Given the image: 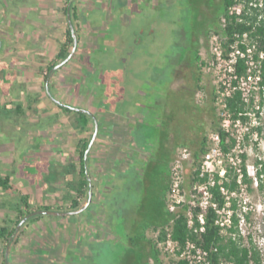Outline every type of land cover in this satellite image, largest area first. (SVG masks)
<instances>
[{"label":"rangeland","instance_id":"1","mask_svg":"<svg viewBox=\"0 0 264 264\" xmlns=\"http://www.w3.org/2000/svg\"><path fill=\"white\" fill-rule=\"evenodd\" d=\"M150 2L154 7L152 18L157 19L159 29L158 40L153 45L155 55H149L148 50H144L147 53L143 54V57H131L127 74L129 77L127 88L132 89L133 94L128 96L130 102L126 105V109L143 113L142 122L136 125V128L134 127L136 131H134L131 142H133V147L140 146L142 150L147 151L146 154L150 153L152 157L149 158L153 161L152 168L155 167L157 172L163 174L168 171V167L171 168L179 149L187 146L195 159L193 164L186 165L185 169V185L186 189H189L194 182L193 171L202 157L201 154L199 158H196L195 151L200 147L204 137H207L206 147L209 146V136L220 122V111L215 103V81L213 76L202 68L200 60L196 65L193 63L185 67L182 77L175 79L172 83H170L172 77L169 74L186 49L189 50L187 52L188 61L192 60L191 43L188 42L192 31L212 28L208 41L200 45V51L206 54L211 44V37L215 33L213 31L220 27L223 0ZM42 7L41 3L35 4V0H0V31L11 23L17 27L31 29L32 26L27 22H30L32 18L40 20ZM24 14L26 18L21 17ZM87 16L89 17L88 23L89 21L93 23L90 14ZM91 35L94 36V42H90L86 48L89 53L83 60L90 62L92 67L98 68V72L114 67L118 86L111 84L108 87L119 88V81L127 78L124 70L119 67L120 63L117 58L105 64L103 68L99 66L101 65L99 56L103 50L100 47L101 41L94 32ZM144 51L138 50L142 53ZM6 52V48L0 47V174L10 175V182L14 188L6 190L0 186V202L4 200L6 207L10 208L18 203L20 195L25 193L29 195L30 206L34 208L39 197L47 199L64 195L68 189L62 184L70 188V185L78 182L79 175L76 173L73 160L60 161L54 156L49 158L50 156L43 150L52 140H45L43 136L36 137L37 129L45 124L43 119L40 121L31 119L34 114L37 119L39 113L34 108L31 112L28 109V104L29 102L32 104L33 97L31 92L25 91L27 82L25 78L28 75L22 78L18 74L20 69L31 72L32 65L26 67L22 59L15 58V56L10 57ZM201 52L200 56L203 55ZM3 73L7 75L6 79L1 78ZM199 74L201 86L197 87L196 76ZM79 76L81 84L87 81V87L94 85L91 81L95 77L87 68L83 67ZM87 87L86 85L80 88L78 86L74 91L78 93L79 90L82 91ZM138 89H141L143 94H137L135 90ZM24 94L27 95L26 100ZM105 104L108 105V103ZM18 105L21 106L20 111L17 110ZM115 108L120 110V105ZM53 119L51 118V121ZM134 155L138 156L137 153ZM139 158L143 160L146 157ZM255 160L251 152L248 156V163ZM144 165L141 164L142 167H145ZM115 181L119 184L116 190L105 191L104 198L99 205L91 206L80 213L69 216L71 219H79L84 213L94 210L95 218L97 217V222H99L96 233L100 236L99 238L103 237L102 239L93 240L85 235L81 239L78 232H75L73 237L77 238L74 242L76 246L69 248L67 244L72 242L69 239L65 248L63 243H56V240H38V237H43V230L33 236L32 245L34 247L31 251L28 248L31 240L28 238H25L27 247L16 250L15 245L11 246L8 263L34 264L31 262L38 259L39 264H137L136 256L140 255L138 239L144 235L147 240H143L141 246L146 264H156L149 240L156 243L164 264H173L177 261L164 252L158 238L159 230L169 224L171 217L168 216L166 206L169 191L165 195L163 185H142L143 179L135 185L122 183L121 185L120 182L123 180ZM74 191L71 187L69 193L74 194ZM252 194L253 200L257 201L264 195V190H255ZM4 196L6 198L2 199ZM84 198L85 196L82 197V201H85ZM15 216L12 211H6L0 207V222L4 219H15ZM62 217L68 216L39 214L31 218L28 223L31 225L38 218L49 221L62 219ZM19 236H22V232ZM131 238L135 240L132 244ZM58 245H62V248H57ZM3 250L4 243L0 241V264L4 258ZM30 252L35 253L36 256ZM138 262L140 263L139 260Z\"/></svg>","mask_w":264,"mask_h":264},{"label":"crops","instance_id":"2","mask_svg":"<svg viewBox=\"0 0 264 264\" xmlns=\"http://www.w3.org/2000/svg\"><path fill=\"white\" fill-rule=\"evenodd\" d=\"M67 1L35 0V4L41 3L43 6L42 11L44 13L42 12L41 14L42 18L40 20L30 19V22L27 23H30L32 26L31 29L17 27L13 23L1 29L0 47L6 48V54L10 57L15 56V58L22 59L26 67L32 65L31 72L20 69L18 74L22 78L24 75H28L25 78L27 81L25 83V91L33 94V105L29 102L28 109L31 112L34 108L39 113L37 119H35V114L32 115L33 117L31 119L33 121L43 119L45 124V126L37 129L36 137L43 136L45 140H52L43 150L50 156L49 158L54 156L55 159L60 161L73 160L76 165V173H80L81 145L84 141L90 139L94 130V123L90 121L84 126L81 122V116L77 112L67 111L48 98L42 91L44 81L43 72L46 69V65L55 60L60 48L66 42V28L68 26ZM150 1L156 3L158 0H76L74 13L77 18L76 26L78 27L80 47L86 49L89 46L88 43L94 39V36L91 35L92 32L101 41L100 47L102 48L109 49L111 46L120 43V33L124 32L125 28L134 19L144 17L153 19L152 10H154V7ZM88 14H90L93 23L91 21L88 23ZM21 17L26 18V15H21ZM84 53L87 55L89 52ZM99 61L102 64L104 63L103 60ZM77 64L75 60L70 61L68 65L58 70L52 78V88L61 97L73 98L72 86L74 79L71 74V68L72 65L77 66ZM6 76L3 73L1 78L4 79ZM99 81L102 84H106L108 78L104 75ZM108 86L107 84L104 86L105 88L99 100L88 102L86 99H75L76 104L90 108L100 119V131L87 158H85V163H87L86 172L89 174L92 185L89 187V193L90 190L92 191V198L90 200L89 197L88 199L85 197V201H82L83 196H80L79 200L84 205L88 204L86 209L99 205L102 198H104L105 191H112L113 167L116 159H118V150L114 135H119L118 131L122 130L118 126H115L113 122L102 120L104 116H113L116 111V109L105 104L108 101V92L111 90ZM24 97L26 100L27 95L24 94ZM20 108L21 106L18 105L17 110ZM51 118L54 119L51 121ZM133 130V127L129 126L124 131L133 133ZM64 185L66 186L64 188L68 189L67 192L64 191V193L66 192L64 195L52 196V198L47 199L39 197L35 206L51 205L53 208L70 207L72 198L76 192L74 191V194H70L69 186L62 184V186ZM94 214V210H89L88 213L81 215L79 219H71L69 217L70 215H66L68 217H62V219H51L49 221L38 218L31 225L28 223L27 226L21 228L22 236L18 243L15 244V249L20 250L23 247H27L25 245V238H28V240H31V245H28L31 251L34 247L32 245L33 236L43 230V237H38V240H56V243H63L62 245L65 248L66 242L70 240L72 242H69L67 246L69 248L76 246L74 242L77 238L74 239L73 237L75 232H78L81 239L83 235L93 240L102 239L103 237L99 238L100 236L96 233L99 222H97L98 218H95L96 215ZM103 236L105 235L103 234ZM62 245H58L57 248H62ZM30 253L35 255V253ZM33 261L31 263L34 264H39L40 262L38 259Z\"/></svg>","mask_w":264,"mask_h":264},{"label":"built area","instance_id":"3","mask_svg":"<svg viewBox=\"0 0 264 264\" xmlns=\"http://www.w3.org/2000/svg\"><path fill=\"white\" fill-rule=\"evenodd\" d=\"M243 3V0H238L229 8V14L240 15ZM226 22L227 17L222 15L220 23L223 25ZM201 54L202 68L215 81V103L220 111L219 129L210 134L209 146L193 171V175L198 171L199 176L206 179L194 180L189 189L185 185V169L195 159L187 146L179 149L170 168L167 209L172 215L165 227V237L159 240V244L176 260L183 259L188 264H213L209 251L200 243L188 237L182 244L173 237L172 230L175 217L184 211L191 231H205L206 213L211 207L217 212L215 222L222 233L233 238L241 236L244 243L252 239L260 252L261 264H264V195L254 201L252 194L255 190H264V46L249 37L248 33L236 34L230 41L221 33H214L206 54ZM240 63L244 67L242 72ZM236 93L240 94L244 107L234 114L229 107V99ZM220 130L228 133V141H233V146L227 151L223 148ZM251 152L256 160L248 163ZM244 162L252 179L251 184L244 180ZM216 175L220 178L217 179ZM233 177L237 186L230 188L224 182H230ZM216 182L224 197L222 205L213 198L212 187ZM198 208L201 210L197 211ZM234 215L238 217L237 225ZM196 220L199 226H196ZM232 227L237 230L231 231ZM221 264L234 262L221 261Z\"/></svg>","mask_w":264,"mask_h":264},{"label":"flooded vegetation","instance_id":"4","mask_svg":"<svg viewBox=\"0 0 264 264\" xmlns=\"http://www.w3.org/2000/svg\"><path fill=\"white\" fill-rule=\"evenodd\" d=\"M69 1H67V17H68V26L66 28V41L68 40V31L70 30L73 36V43L70 44L71 46H69L68 49V53L65 57L60 58L59 57V53L61 51V49L63 48V46L60 48L56 58L54 61H52L51 63H48L46 65V69L43 72L44 75V81H43V92L44 94L50 98L51 100H53L54 102H56L57 104L58 101L63 102L65 104L71 105V106H75V107H81V108H85L88 110V112H83V111H79L76 109H71L65 106H62L64 109H68L67 111H75L77 112L78 115H80V113H86L87 117L89 119V122L92 121L94 123V130L91 134L90 140L95 132L96 129V124L98 122V126L100 129V119L98 118V115L92 111L90 108L87 107H83L81 105L76 104L75 99H86L88 100V102L91 101H96L100 99V95L103 93L104 90V86L107 85H117L116 82L118 81L117 76H115V73L113 71V69H115L114 67L108 69L109 70H105L102 72H98V68L96 71V68L91 66V63L83 60L84 57H86V53L84 52H88L87 49H82L80 47V43H79V34H78V27L76 26V15H74L73 13L75 12V2L76 0H73L72 4H71V21L73 23L74 26V31L78 40L77 43V47L73 53V55L66 60L65 62H63L66 58H68V56L71 54L73 48H74V35L70 26V18L68 15V7H69ZM72 5H74V9H72ZM212 28H208L206 30L203 31H192L190 33V36L188 37V42L191 43V49H192V60L189 62L187 59L188 56V51L186 49V51L183 53V55L181 56V59L179 62H177L174 66H173V70L171 72V81L170 83H172L175 79H180L182 77V73H184L185 71L184 68L187 66H189V64H195L196 65V54L200 51V45L204 44L206 41H208V37L210 34V30ZM158 26H157V19H148L147 17L144 18H140V19H134L132 22H130V24L125 28V31L120 33L121 35V39H120V43L115 44L114 46H111L109 49L103 47L101 50V55L99 56V60H103L104 63L102 64V62H100L101 65H99L101 68H103V66L105 64H109L111 63L112 59L117 58L118 62L120 63L119 67L124 70V74L126 75L127 78L122 79V81H119V88H115V89H111L108 92L107 95V100L106 103H108L109 106H111L112 108L116 109V111L114 112L113 116H108V117H103L102 120L104 121H111L115 124V126H118L119 128H121L122 131L125 130V128L131 126L133 127V133L129 132V131H118L119 135H114L115 140H116V148L118 150V159H116L115 163H114V167H113V175H115V177L113 176V183L111 184V188L112 191L115 189L116 187L119 185L117 183V179L119 180H123L122 182H120V184H125V185H130V184H137L136 180H134V176L136 174H139L141 180L143 179V183L142 185H146L148 186L149 184L155 185V186H161L163 185L164 190H166L169 179H170V168L168 167V171L166 173H161V172H157L155 167L152 168L153 166V161L152 159H150L149 157H152V155L150 153L146 154L144 149L142 150V148L140 146L137 147H133L131 140H133V134L134 131H136V125H138L139 123L142 122L143 120V113L140 111H128L127 108V104H129V100H128V96H131L133 94V90L127 88L129 84H127V80L129 79L128 77V68L130 66V58L131 57H135V58H141L143 57V54L145 55L147 52L144 50H148V54L149 55H155V51L153 49V45L157 42L158 40ZM91 42H94L93 40H91ZM66 43V42H65ZM90 44V42L88 43ZM142 49V51H144V53L142 52H138V50ZM117 52H119V55H117ZM116 53V54H115ZM75 60L77 61V66H73L71 68L72 71V75H73V79H74V83H73V98H66V97H61L60 95H58L52 88L51 85V81L52 78L54 77V75L56 74V72H58V70H60L62 67L68 65L70 63V61ZM63 62V63H62ZM62 63L61 66L56 67L58 64ZM83 63V64H81ZM98 66V67H99ZM56 67V68H55ZM84 67L87 68V70L94 75L93 77H95L94 79H92L91 83H93L95 85L87 87V81L86 83L81 84L79 79H80V70ZM155 70V69H154ZM156 73V71H155ZM157 74V73H156ZM105 75L106 78H108L107 83H100V81L98 82V80ZM104 81V79H103ZM82 85H86V89L84 90H79V92H75V87L77 88L79 86V88ZM127 85V86H126ZM118 86V85H117ZM101 87V89H99ZM100 90V94H98ZM137 94H143V91H141V89L135 90ZM76 93V94H75ZM118 105H120V110H118L117 107ZM123 105V106H122ZM81 116V115H80ZM82 119V118H81ZM82 122V121H81ZM83 123V122H82ZM135 127V128H134ZM100 131V130H99ZM98 131V133H99ZM98 136V135H97ZM97 138V137H96ZM137 148H139V151H137ZM177 148V147H176ZM175 148V150H176ZM174 150V151H175ZM135 153H137V157H135L136 155H134ZM150 154V156H149ZM146 157L145 159L142 160V158L140 159L139 157ZM145 164V167H142L141 164ZM87 165V163H85ZM117 173V175H116ZM115 178V180H114ZM152 179V180H150ZM121 184V185H122ZM140 185V184H139Z\"/></svg>","mask_w":264,"mask_h":264},{"label":"trees","instance_id":"5","mask_svg":"<svg viewBox=\"0 0 264 264\" xmlns=\"http://www.w3.org/2000/svg\"><path fill=\"white\" fill-rule=\"evenodd\" d=\"M243 6H242V12L240 15L229 14V8L233 6L234 4L238 3V0H223V11L222 15L227 17V22L225 24L220 23V27L217 30H214L215 33H221L224 38L227 41L233 40L236 34H244L248 33L249 37L253 39H257L263 46H264V0H243ZM262 2V3H261ZM72 9H74V5H72ZM75 15V13H73ZM261 15V16H260ZM222 17V16H221ZM220 17V22H221ZM73 43V36L71 31H68V40L64 44L63 48L61 49L59 53V57L63 58L67 55L70 44ZM201 56L199 54V51L196 54V63L198 64V61L200 60ZM243 63V62H242ZM244 70L243 64L240 63V72ZM200 80L201 76L200 74L196 76V86L200 87ZM263 83H264V74H263ZM229 107L231 111L234 114H237L240 110L243 109L244 103L241 100L240 94L236 93L234 97L229 99ZM68 110V109H66ZM83 125H87L89 123V119L87 117L86 113H80ZM219 122V120H218ZM219 129V124L216 126V130ZM221 137H222V145L225 151L229 150L233 146V141H228V133L220 130ZM90 139L87 141H84L81 145V170L80 173H77L79 175V180L75 185H70L75 190V195L72 198L71 206L70 207H57L53 208L51 205H42L39 207H31L29 204V195L22 193L20 195V201L16 204H14L12 207L7 208L6 203L4 200L0 202V207L2 209H5L6 211H12L16 216L15 219H4V221L0 222V241L4 243V258L2 261V264H6V258H5V249L7 246V243L12 236L13 232L16 229L17 223L20 221L22 217H24L26 214L30 213L31 211L35 209H55L60 211H67L72 209H78L80 207L84 206V203H81L79 200L80 196H85L86 199L89 197V187H91L90 177L89 174L86 172V164H85V152L87 147L89 146ZM206 145H207V137H204L201 141L200 147L195 151L196 158H199L201 154L206 152ZM246 158V156H244ZM244 180L246 182L252 183V179L247 174L246 165L244 162ZM87 177L89 179H87ZM216 178L219 179L220 177L216 175ZM78 179V177H77ZM205 177H200L199 172L196 171L194 173V180H201L204 181ZM134 180L138 183L139 180H141L139 174H136L134 176ZM170 183L171 179H169L167 188L165 190V195L170 189ZM224 184L230 188H235L237 186V181L235 177L231 179L230 182L225 181ZM0 186L5 188L6 190H13V185L10 182V175L2 176L0 174ZM70 187V188H71ZM219 184L216 182V184L212 187L213 191V198L214 200L218 201L220 205L224 202V197L220 192ZM4 196L2 199H5ZM167 206V203H166ZM201 209L198 208L197 211H200ZM168 216H171L172 214L168 211ZM35 217V216H33ZM32 217V218H33ZM37 217V215H36ZM216 218H217V212L213 208H208L206 213V229L203 232L195 233L191 231V229L188 227L187 224V217L184 214V211H181L174 219V222L172 224V230H173V237L178 239L182 244H184L185 240L188 237H191L192 239L196 240L198 243H200L205 249L209 251L210 259L213 264H221V261H233L234 264H261V255L259 250L257 249L256 245L254 244L253 240L250 239L249 243H244V239L241 236H238L236 238H233L229 235H224L221 231V227L216 224ZM31 219V218H30ZM29 219V220H30ZM26 221L25 224L28 223ZM234 223L237 225L238 223V217L237 215H234ZM25 224L22 226L24 227ZM196 226H199V221L196 220ZM231 231H236V227H232L230 229ZM20 232L17 233V235L12 240V245H15L18 243L20 239ZM166 231L165 227H162L159 230L158 238L159 240H162L165 237ZM140 242V255L136 256L137 264H146L143 249L141 246V242L143 240H147L146 235L141 236V238L138 239ZM131 244L132 242H135L132 238L130 239ZM151 244V251L152 254L156 260V264H164L162 259L160 258V251L156 245L155 242L152 240L150 241ZM135 245V244H133ZM89 255V254H88ZM91 255V254H90ZM10 259V256L9 258ZM9 261V260H8ZM75 262V261H74ZM135 262V261H134ZM142 262V263H141ZM173 264H188L186 260H177L173 262Z\"/></svg>","mask_w":264,"mask_h":264},{"label":"water","instance_id":"6","mask_svg":"<svg viewBox=\"0 0 264 264\" xmlns=\"http://www.w3.org/2000/svg\"><path fill=\"white\" fill-rule=\"evenodd\" d=\"M72 2H73V0H70L69 1V7H68V15H69V18L71 17V4H72ZM70 26H71V29H72V32H73V35H74V43L75 44H74V48H73L71 54L63 62H65L66 60H68L73 55V53H74V51H75V49L77 47V43H78V40H77L75 31H74V26H73V23L71 21V18H70ZM62 63L58 64L56 67L61 66ZM58 103L60 105H62V106H65V107H68V108H71V109H76V110H79V111L88 112V110L85 109V108L71 106V105L65 104V103L60 102V101H58ZM98 131H99V126H98V122H97L95 132H94V134H93V136H92V138L90 140L89 146L86 149L85 158H87V156L89 154V151H90V149H91V147H92V145H93V143H94V141H95V139H96V137L98 135ZM91 198H92V191L90 190L89 199L91 200ZM87 206H88V204H86L83 207H80L78 209H72V210H67V211H60V210H55V209H45V208H41V209H35V210L31 211L30 213L26 214L17 223L16 229L13 232L12 236L10 237V239H9V241L7 243V246H6V249H5L6 264H9L8 263V258H9V255H10V249H11V245H12V240L17 235V233L20 231V229L26 223L27 220H29L33 216H36V215H39V214H53V215H64V216H66V215H72V214H76V213H80V212L84 211L87 208Z\"/></svg>","mask_w":264,"mask_h":264}]
</instances>
